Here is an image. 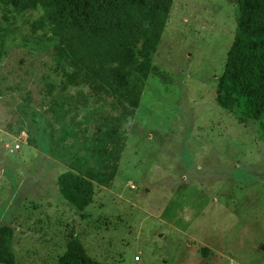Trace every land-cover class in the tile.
<instances>
[{
	"label": "rangeland",
	"instance_id": "rangeland-1",
	"mask_svg": "<svg viewBox=\"0 0 264 264\" xmlns=\"http://www.w3.org/2000/svg\"><path fill=\"white\" fill-rule=\"evenodd\" d=\"M40 14L14 19L0 60V226L18 263L59 264L78 236L104 264H264L259 122L216 101L236 5L173 1L136 111L34 29ZM67 170L93 183L83 211L59 191Z\"/></svg>",
	"mask_w": 264,
	"mask_h": 264
},
{
	"label": "trees",
	"instance_id": "trees-1",
	"mask_svg": "<svg viewBox=\"0 0 264 264\" xmlns=\"http://www.w3.org/2000/svg\"><path fill=\"white\" fill-rule=\"evenodd\" d=\"M174 0H0V60L4 42L16 30L14 19L37 9L35 30L48 28L69 56L132 110H137ZM236 31L218 79L216 101L242 122H259L264 141V0H231ZM52 38V37H50ZM115 171L101 169L92 179L110 187ZM62 196L78 210L92 202V181L75 170L58 176ZM15 229L0 226V263L19 264ZM59 264H104L94 259L78 236H72Z\"/></svg>",
	"mask_w": 264,
	"mask_h": 264
},
{
	"label": "water",
	"instance_id": "water-1",
	"mask_svg": "<svg viewBox=\"0 0 264 264\" xmlns=\"http://www.w3.org/2000/svg\"><path fill=\"white\" fill-rule=\"evenodd\" d=\"M219 93V92H218ZM262 248L264 249V245H262Z\"/></svg>",
	"mask_w": 264,
	"mask_h": 264
}]
</instances>
